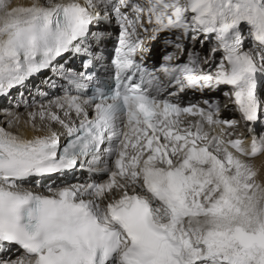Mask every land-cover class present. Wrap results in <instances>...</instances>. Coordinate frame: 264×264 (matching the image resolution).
Masks as SVG:
<instances>
[{
	"label": "snow or ice",
	"instance_id": "obj_1",
	"mask_svg": "<svg viewBox=\"0 0 264 264\" xmlns=\"http://www.w3.org/2000/svg\"><path fill=\"white\" fill-rule=\"evenodd\" d=\"M37 77L68 94L0 127V264H264V0H0V97Z\"/></svg>",
	"mask_w": 264,
	"mask_h": 264
},
{
	"label": "bare ground",
	"instance_id": "obj_2",
	"mask_svg": "<svg viewBox=\"0 0 264 264\" xmlns=\"http://www.w3.org/2000/svg\"><path fill=\"white\" fill-rule=\"evenodd\" d=\"M14 5H27L30 3V0H12ZM112 45L109 44V49ZM76 65L79 66V61H76ZM46 75H51L46 74ZM45 77H37L33 81H31L28 85V89L24 90V98L23 102L19 103L17 106V102L20 100V96L17 90H13L11 96L9 97H0V127L5 128L8 131L19 132L20 134L27 135L31 137L33 133L31 132V121H29V113L37 111L40 105H47L49 100H55L56 98H62L63 94H68L66 90L61 88H49L46 86ZM41 90L37 91V87ZM224 91H229V88H225ZM43 93H47L45 96ZM199 96V94H197ZM200 99L198 101H202L204 97L199 96ZM212 97L219 100V103L224 108L225 104L229 105L228 109H225L227 114L235 115L238 117V114L231 107V102L227 100L226 97L223 96L222 93L212 94ZM194 96L190 93L186 98L187 100H192ZM197 100V99H196ZM10 114L19 117V123L14 126H9L8 120L10 119ZM238 119V118H237ZM27 122V123H26ZM41 125V121L39 117L36 119V127L39 128ZM206 125V124H205ZM239 130H237L236 134L232 137L233 139L238 137L245 136V131H243V125L241 123L237 124ZM56 129H59V125L55 126ZM25 129H28L25 131ZM259 130V128H258ZM237 134H240L237 135ZM236 136V137H235ZM261 161H264V157H260L256 159L254 162L259 165ZM89 179L88 174L85 172L81 175L79 172L76 173L75 177H69L66 181L71 184H79L83 183ZM59 183V181H57ZM46 188H33V191L39 192L43 194Z\"/></svg>",
	"mask_w": 264,
	"mask_h": 264
}]
</instances>
